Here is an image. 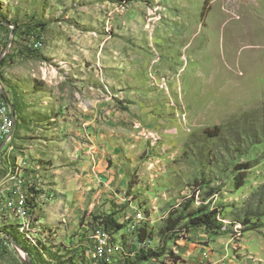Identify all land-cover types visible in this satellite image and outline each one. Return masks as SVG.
<instances>
[{
  "label": "rangeland",
  "instance_id": "374dc122",
  "mask_svg": "<svg viewBox=\"0 0 264 264\" xmlns=\"http://www.w3.org/2000/svg\"><path fill=\"white\" fill-rule=\"evenodd\" d=\"M204 3L0 0V100L15 111L0 140V264H90L93 230L105 228L95 216L106 215L126 225L106 229L124 255L99 264L133 260L140 244L159 249L164 219L194 193L224 229L170 241L177 262L135 264H264V0H211L206 15ZM56 72L71 83L57 86ZM85 72L104 107L72 110L62 129L56 100L84 96ZM30 144L44 159L23 157ZM65 147L77 151L58 170L71 185L47 163ZM99 147L102 164L95 155L82 167ZM145 225L154 236L140 241Z\"/></svg>",
  "mask_w": 264,
  "mask_h": 264
},
{
  "label": "trees",
  "instance_id": "16d2710c",
  "mask_svg": "<svg viewBox=\"0 0 264 264\" xmlns=\"http://www.w3.org/2000/svg\"><path fill=\"white\" fill-rule=\"evenodd\" d=\"M210 1L211 0H205L204 8L202 11L203 15H206ZM250 167L251 163L249 162L237 165L236 171L239 172L235 175L237 185L240 186L243 184L242 172L244 173ZM212 191H214L213 188H210L208 195L205 196V199L203 201H206L207 197L212 195ZM195 198V193L192 194L190 197H186L180 204H178V206L173 207L172 210L169 212L168 216L164 219V223L159 228V231L157 233L158 237L160 238L159 241L161 245L159 249H154L152 247L146 248V244H144V247L139 246L140 249L137 250V254L133 260L129 258L130 256H125L116 261L114 264H135L136 262L147 261L151 258L162 257L166 253L167 259H172V261L177 262L178 260L182 259V256L180 254H174V252L172 251L167 252V250L169 249L168 243L170 241H173L174 243L178 242L180 239L185 238L193 230H198L201 228L212 233L222 231L224 229L225 222L222 220V218L219 217V208H209V204H201L198 207H195ZM96 220L97 222H99V224H103L105 229L112 230L113 233L119 232L126 226L125 224L118 223L113 218V216L109 215L103 217L95 216V221ZM241 223L251 224L252 216L246 215V217L241 221ZM253 227L248 226V228H245L244 230H251V228ZM148 229H150V231H148ZM136 236L138 239H140V241H145L147 238L151 239L152 236H154V232L152 231V228H149L148 225H145L144 227H140L137 229ZM122 246H119L121 250L124 249V247ZM88 251L89 249H87L86 255L88 254ZM120 253L123 254L124 252L120 251ZM116 256L117 255H113L110 259H107L106 261H112ZM87 257L89 258L88 255ZM165 260L163 261V263H165Z\"/></svg>",
  "mask_w": 264,
  "mask_h": 264
},
{
  "label": "crops",
  "instance_id": "0c3cea01",
  "mask_svg": "<svg viewBox=\"0 0 264 264\" xmlns=\"http://www.w3.org/2000/svg\"><path fill=\"white\" fill-rule=\"evenodd\" d=\"M56 56L58 57H62L61 51H59ZM72 71H74V68H72ZM84 72V70H82ZM63 73L67 76L70 77V72L68 70V68L66 69V71H63ZM87 74V76L85 78H82L78 83V86L76 89L81 90L82 92H84V96H82L81 94H77L76 92H74L75 96H76V100H73V102L70 104L67 100V97L65 98V102L63 101L64 99H57L56 100V105L53 108L56 110L55 114L52 113L54 115V117H56L58 120H63L65 123H63V125H61L62 129H67L69 127V124L66 123L68 121L67 118L71 117L74 115V112L72 110H78L81 112V115H85V116H89L91 114V111L94 112L95 109H101L104 107V103L100 104V100L98 99H93L95 97L96 91L94 90L95 88L90 86V74L88 72H85ZM58 78L56 80L57 82V86L58 85H65V84H70L71 81H68L67 79H64V75L59 76V74L56 72ZM66 77V76H65ZM92 89V90H91ZM72 90V87H66V91L67 93H69V91ZM77 94V95H76ZM90 96H92L93 98L91 99ZM92 108V110H91ZM58 109V110H57ZM100 110H98V112L96 113L97 118L99 117ZM95 116V114H94ZM27 149L24 151L26 154L23 156L25 158H28L31 162L33 161L30 156L27 154L29 153L28 151H30V153H33V157H36V159H42L45 156L46 150H44L43 148H36L34 145L30 144L26 146ZM63 150H59L58 153L60 154V157L57 156L56 153L51 152V156L53 157V155L56 156V158H54V160H49L50 162L48 166H52L55 170V174H54V179L57 180H53L56 182V184L60 183V179L59 177H62L61 179H63L62 181H64L65 185H71L72 184V177H70V172L69 171H65L61 170L60 172H58L59 169L61 168H69L70 166L68 165H72L74 163V156L77 157L76 153L77 151L75 150H70L68 148H61ZM92 150V149H91ZM89 151L90 153L85 154L84 156L86 157L85 159L82 158L80 161H82V163H84V168H86L89 164L92 163L93 157L96 155L97 159L99 160L100 164H102V160L104 159V157H101L100 154L102 155V153L100 152V147L97 148L96 150H92ZM48 153H50V151H48ZM92 153V154H91ZM94 153V155H93ZM36 155V156H35ZM44 159V158H43ZM84 159V160H83ZM45 162V160H44ZM88 164V165H87ZM87 165V166H86ZM83 168V169H84ZM48 169V167H47ZM46 172L53 173L51 170H46ZM66 175V181L64 180V176ZM64 190V189H63ZM66 191V188L65 190ZM67 192V191H66ZM64 193V192H62Z\"/></svg>",
  "mask_w": 264,
  "mask_h": 264
},
{
  "label": "built area",
  "instance_id": "2783aa9c",
  "mask_svg": "<svg viewBox=\"0 0 264 264\" xmlns=\"http://www.w3.org/2000/svg\"><path fill=\"white\" fill-rule=\"evenodd\" d=\"M0 120L2 121V130L0 140H5V135L8 133L9 129L12 126L13 117L11 113V107H8V101L6 99L0 100ZM105 232V240H97L94 243V247L89 248L90 264H93V261H101V257H105L106 252H115L117 248L114 246H109L106 244V229L103 228ZM141 247H144L140 244Z\"/></svg>",
  "mask_w": 264,
  "mask_h": 264
},
{
  "label": "bare ground",
  "instance_id": "6f19581e",
  "mask_svg": "<svg viewBox=\"0 0 264 264\" xmlns=\"http://www.w3.org/2000/svg\"><path fill=\"white\" fill-rule=\"evenodd\" d=\"M244 74V73H243ZM8 107H11L10 106V104L8 103ZM11 113H12V110H11ZM12 117H13V119H14V116H13V114H12ZM13 124H14V120H13V122H12V126H11V128L9 129V131H8V133L5 135V137L8 139V138H10V135H11V132H12V129H13ZM1 130H2V128H1ZM26 213V212H25ZM91 238H92V240H93V242L94 243H96L97 242V240H105V232H104V230H103V228H101V227H96L94 230H93V233H92V235H91ZM106 244L107 245H109V246H114V247H116L117 248V251H119V249L121 250V248L119 247V246H116L114 243H113V241L111 240V236H110V234L106 231ZM92 247H94V246H92ZM91 247V248H92ZM122 251V250H121ZM88 254H89V251H88ZM113 255V252H106L105 253V257H101V261L102 260H107V259H110L111 258V256ZM101 261H95L97 264H99V262H101Z\"/></svg>",
  "mask_w": 264,
  "mask_h": 264
},
{
  "label": "water",
  "instance_id": "95a60500",
  "mask_svg": "<svg viewBox=\"0 0 264 264\" xmlns=\"http://www.w3.org/2000/svg\"><path fill=\"white\" fill-rule=\"evenodd\" d=\"M12 114H13V116H15V111H14V109H12ZM4 145V144H3ZM3 145H1V147H0V149L3 147ZM31 264V263H30Z\"/></svg>",
  "mask_w": 264,
  "mask_h": 264
}]
</instances>
